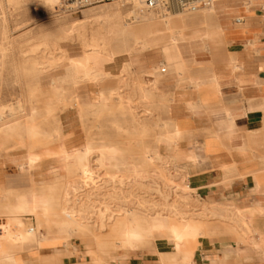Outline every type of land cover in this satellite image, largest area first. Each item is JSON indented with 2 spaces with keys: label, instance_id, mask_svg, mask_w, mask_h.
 <instances>
[{
  "label": "rangeland",
  "instance_id": "rangeland-1",
  "mask_svg": "<svg viewBox=\"0 0 264 264\" xmlns=\"http://www.w3.org/2000/svg\"><path fill=\"white\" fill-rule=\"evenodd\" d=\"M117 2L89 7L77 13L62 10L63 4L51 10L43 0H21L18 7L6 3V23L0 29V111H5L2 116L6 120L22 117L21 123L26 128L0 131V164L4 155L31 154L37 159V166L32 170L45 162L52 174L48 180L36 183L27 178L10 181L0 172V206L13 201L20 193L46 191L48 186L55 185L59 197L57 216L69 221V208L81 215L78 218L86 223L82 231L72 233L71 242L83 246L94 261L92 264H111L112 254L123 252L124 257L129 252L127 246L120 244L116 228L117 222L124 219L119 216L129 206L141 213L157 210L170 213L178 220H190L199 228L198 239L208 236L207 228L215 224L229 228L228 236H232L231 229L235 226L241 231L237 233L238 238L248 237L238 224L243 222L232 216L233 213L226 211L221 217L219 212L225 208L220 211L209 209L196 198L183 182L186 180L183 170L163 155L161 159L146 164L145 177L140 182L129 181L125 166L116 177L115 169L107 168L87 178L78 172L66 171L62 165L61 169L58 167L60 155L83 154L89 148L95 150L104 146H112L118 159L131 165L144 161L147 154L159 150L157 138L175 140L173 100L164 87L169 86L174 78L178 79V87L185 86L184 71H188V65L173 57L175 52L169 49V41L181 29L191 27L189 20L202 17L209 21L213 11L211 8L199 13L185 10L184 15L172 16L174 10H163L170 17V25L148 33L143 28L148 27L151 20L160 21L140 9L141 21L133 19L131 9L123 7L124 17L133 24L132 30L112 40L109 52L101 49L92 54L97 62L108 54L112 55L115 67L108 72L105 69L104 79L96 85L91 81L71 85L68 59L84 55L85 44L90 38L59 40V23L81 19L91 10L115 7ZM207 27L214 28V25ZM139 47V58L152 57L158 49L166 47L162 58L157 57V67L148 70L157 84L146 97L141 88L151 77L138 73L133 66L136 63L130 62L129 69L121 68L123 61L136 54L134 52ZM169 57L176 60L172 69L167 64ZM101 93L107 98L108 108H89L87 105H93ZM19 107L23 108V113L14 111ZM68 117L75 122L80 135L71 137V142L63 136L64 120ZM51 133L53 139L48 141L45 136ZM88 157L90 165H94L96 155L92 153ZM55 213L48 218H38V221L24 219L25 230L31 227L37 232L40 226L45 234L44 229L58 224ZM5 214L0 207V219ZM198 239L186 246L173 247L172 252L161 254L164 256L160 261L162 264H184L185 253L197 246ZM155 241L147 238L139 246L140 250L152 249ZM68 245L70 242H65L64 246ZM26 248L0 241V250L11 255L19 256ZM0 264L10 263L0 261Z\"/></svg>",
  "mask_w": 264,
  "mask_h": 264
},
{
  "label": "crops",
  "instance_id": "crops-1",
  "mask_svg": "<svg viewBox=\"0 0 264 264\" xmlns=\"http://www.w3.org/2000/svg\"><path fill=\"white\" fill-rule=\"evenodd\" d=\"M211 10L209 21L202 17L188 21L191 27L186 29L192 32L188 51H171L188 65L187 84L178 87L174 78L164 87L173 100L177 134L159 150L183 170L196 198L209 209L225 208L245 224L237 222L248 234L239 238L241 231L235 226L232 236L222 225L208 227L209 235L201 236L191 249L193 263L264 264V0H213ZM151 60L139 58L134 69L139 73L150 68ZM175 62L172 57L167 61L171 69ZM75 128L70 117L64 120L67 142L80 136ZM11 157L1 158L0 172L6 179L36 183L49 179L45 162L28 171L24 161L22 171V162ZM225 210L219 212L221 217ZM31 235H21L19 247L26 251L12 255L22 264L94 263L80 243L40 248L27 243ZM172 251L168 240L157 239L152 249H130L116 264H162L161 254Z\"/></svg>",
  "mask_w": 264,
  "mask_h": 264
},
{
  "label": "bare ground",
  "instance_id": "bare-ground-1",
  "mask_svg": "<svg viewBox=\"0 0 264 264\" xmlns=\"http://www.w3.org/2000/svg\"><path fill=\"white\" fill-rule=\"evenodd\" d=\"M20 1L21 0H0L1 30L3 25L6 23V3H11L18 7L20 5ZM43 2L51 10H55L59 7H62L64 0H43ZM212 4L213 0H211V4L206 7V9L201 8L197 12L199 13L202 10H209ZM123 7L131 9L133 19L141 21V15L138 13V0H118L115 7L91 10L88 13H85L81 19L64 20L59 23V40H68L73 37H79L85 40L88 38H90V40L92 39L91 43L90 40L88 43L86 42V50L84 55L68 59L67 66L71 72V76L69 78V83L71 85H77L80 81H91L96 85L98 82H101L104 79L105 74H103V72L105 69V72H108V70L115 67L116 63L114 62L112 55L108 54L104 60L97 62L93 60L94 58L92 54L94 52H99L101 49L108 51V49L111 48L110 45L112 40L118 39L132 30L133 24L129 23L124 17V13L122 11ZM186 11L190 12L189 10ZM184 13L185 10L174 9L171 15L178 16L184 15ZM147 14L160 21L158 23L151 20V24H149L148 27L143 28L148 33L154 32L162 26L170 25V17L166 15L163 10L158 12H147ZM191 35L192 32H189L186 27L181 29V31L175 33L174 37H172V39L169 41V49L171 51L179 50L182 54L186 53L188 51L187 44L191 39ZM140 49L141 47L136 49L134 52L136 54H132L128 60L123 61V64L121 65L122 69H129L130 62L133 64L139 63V53L141 52ZM165 50L166 47H161L158 49L151 57L152 60L150 61V68L142 70L139 73L144 74V76L147 74L152 78L153 74L148 70L157 67V60L159 57L162 58ZM167 64L171 68V64ZM94 68H96V71H94ZM99 68L100 70L98 71L97 69ZM151 78L146 79L144 81L145 86L141 88L144 97L149 96L151 94V90L157 84L156 79ZM87 106L93 109L108 108V101L107 98H105L104 93H101L93 105ZM17 110L23 113L22 107L14 109V111ZM4 112L5 111H0V131L3 132L26 128L25 125L21 123L22 117L17 116L15 118L6 120L2 116ZM45 137L48 139V141H50L53 139V134H48ZM172 141H174L172 138L159 137L157 138V148L159 149L161 144H169ZM92 153L96 155L94 165H90L89 163L88 156ZM11 158H13L16 163L22 162L20 165L22 171H24V161H26L28 171L34 169L37 166V159L31 154L12 156ZM161 158L162 154L160 153V150H157L156 152L147 154L144 161L139 160L135 164L125 165V163H122V161L118 159L117 151L113 149L112 146H104L95 150L89 148L83 154L72 153L60 155L58 156V167L61 169L62 165L66 171H75L81 176L87 178L93 177V175L99 173L102 169L107 168L115 169L114 176L116 177L121 172V168L125 166L128 172L127 178L129 181L140 182L141 179L145 177L144 168L146 164ZM51 174L52 172L50 175ZM183 182L186 183V180ZM186 186L189 189L187 183ZM184 188L186 187L184 186ZM56 191V186L50 185L47 187L46 191H29L20 193L15 196L13 201L2 204L0 207L6 211L8 216L6 218L0 219V240L2 241L5 239L6 242L10 243L11 245L19 247L21 243V235L32 234L30 239L27 240L28 244L37 245L40 248L48 246L55 247L56 249L65 242H71L72 233L82 231L83 227L86 226V223L83 222L82 219L78 218L81 215L79 216V214H76L75 211H70L69 208L67 209V215L70 218L69 221L66 222L65 220H62L61 217L57 216L56 207L59 204V197ZM54 213L57 216L58 224L54 228L44 229L45 234L43 233L40 226L37 232H35V230H33L31 227L25 230L24 219L27 218L28 220H31V218H35L38 221V218H48ZM119 217L124 218H120L121 220L117 222L118 225L116 227L119 232L120 244L127 246L129 249H140L139 246H141L142 242H144L147 238H152L155 240L166 239L173 245V247H182L188 245L192 241L197 240L200 235L199 228L190 220H178L170 213H162L161 211L157 210H151L149 213H141L129 206L124 210V214H121ZM122 258L123 252H120L116 255L112 254L110 256L111 264H116V261ZM182 260L184 264H194L192 261L191 252H186ZM0 261L10 264H22L19 257L14 258L10 253H7L3 250H0Z\"/></svg>",
  "mask_w": 264,
  "mask_h": 264
},
{
  "label": "built area",
  "instance_id": "built-area-1",
  "mask_svg": "<svg viewBox=\"0 0 264 264\" xmlns=\"http://www.w3.org/2000/svg\"><path fill=\"white\" fill-rule=\"evenodd\" d=\"M117 1L118 0H64V7L62 10L77 13L89 7L113 4ZM138 2L139 9L142 12H158L174 9L197 12L202 7H208L211 4V0H138Z\"/></svg>",
  "mask_w": 264,
  "mask_h": 264
}]
</instances>
